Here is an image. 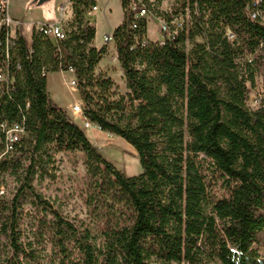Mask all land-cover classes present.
I'll return each instance as SVG.
<instances>
[{"label":"trees","instance_id":"16d2710c","mask_svg":"<svg viewBox=\"0 0 264 264\" xmlns=\"http://www.w3.org/2000/svg\"><path fill=\"white\" fill-rule=\"evenodd\" d=\"M162 1L144 0L168 23L185 6L197 14L173 38L151 41L146 18L121 0L111 37L126 92L117 98L113 80L94 74L106 50L92 45L93 0H72L63 40L36 27L27 38L20 25L6 49L0 29L10 78L0 124L24 127L0 157V190L8 176L16 183L10 198L0 192V264H264V105H247L256 74L264 78V25L249 18V0H183L165 15ZM68 67L84 118L126 141L140 173L107 160L50 98L47 74ZM3 140L0 126V153ZM60 153L83 158L84 218L63 214L33 185L54 178Z\"/></svg>","mask_w":264,"mask_h":264},{"label":"rangeland","instance_id":"374dc122","mask_svg":"<svg viewBox=\"0 0 264 264\" xmlns=\"http://www.w3.org/2000/svg\"><path fill=\"white\" fill-rule=\"evenodd\" d=\"M155 1V0H150ZM183 0H163L159 6L163 15L171 13L180 8ZM54 0H46L41 4L26 3V0H8V13L10 17L23 24L24 32L29 35L32 30L33 21L38 18L45 20L54 18ZM99 9L94 14L87 16L96 28L92 45L97 49L105 48L106 53L94 69L96 76H109L113 82L115 98L126 92L124 75L122 68L117 63L115 49L111 33L123 19L121 0H99ZM30 7V9H27ZM18 20V21H17ZM21 22H20V21ZM147 35L151 41L161 38L159 21L156 16H147ZM64 29L67 30L68 20L64 21ZM146 35V36H147ZM149 39V38H148ZM201 41L199 36H195L192 41L185 42L186 52L190 51L195 42ZM68 78L69 74H65ZM264 81L262 73H257L254 79V86L251 87L248 95L247 105L250 108H257L253 103V96L256 92L263 90ZM64 105L71 103L74 98L78 99L79 91L76 86H71L68 90L65 87ZM83 108L84 103H80ZM82 117L81 114L76 115ZM80 118H76L77 123L83 127ZM85 129V128H84ZM87 137L95 145L102 155L111 161L118 169L127 176L136 175L141 172L138 156L135 150L122 138L112 136L107 132L97 129L92 131L86 128ZM54 178L45 177L42 181L34 180L33 185L37 191L41 192L46 199L50 200L55 208L59 209L67 216H78L84 218L87 212L81 189L84 188L85 167L83 158L78 153H60L55 155V165L52 170ZM4 195L10 198L16 189V183L12 177H6L4 185L1 187ZM207 264H221L219 261H212Z\"/></svg>","mask_w":264,"mask_h":264},{"label":"built area","instance_id":"2783aa9c","mask_svg":"<svg viewBox=\"0 0 264 264\" xmlns=\"http://www.w3.org/2000/svg\"><path fill=\"white\" fill-rule=\"evenodd\" d=\"M72 0H66L65 3L59 4L55 7L56 12L59 15V20L57 22H41L36 25V29L39 31H42L46 36L50 37L53 40H63L66 37V31L64 29V21L69 20L66 19V8L67 6L71 7ZM128 8L130 11L135 12V18L139 17H147V16H153L150 11L147 9L144 0H129ZM248 8V15L249 18L261 25H264V0H249L247 4ZM98 0H93V4L85 11V17L90 16L94 14L96 11H98ZM197 14V9L194 6L193 12L189 9L188 6H185L184 11L177 17L173 18L169 23L165 21V19L158 18L159 21V29L161 31V36L166 34V37L173 38L174 35L177 32L178 28H182L183 25L189 26L190 24V18L191 15ZM21 24L19 22L14 21L9 13H8V0H0V29L2 27H5V30L7 31L6 35V41L5 46L6 49L10 48L12 46V37H14L16 29ZM132 27H135V24L132 25ZM227 37L229 40H232L234 38V34L227 32ZM160 40L162 39L159 38ZM148 39L143 38L142 44L145 45L147 43ZM258 49H264L263 43L259 44ZM7 55V51H6ZM6 67L0 63V92L8 86V83L10 81V78L7 74ZM64 74H69L70 77H65V82L71 87L76 86L77 81L74 75V69L72 67H68V69L61 71ZM264 79V78H263ZM253 103L255 106L260 107L264 105V88L263 90H260L255 93L253 96ZM72 112L75 115L82 114V108L79 104L74 103L72 105ZM84 118V116H83ZM83 128H90L92 125L91 122L83 119ZM1 129L4 132V151L0 153V157L4 152L9 151L12 148V145L14 142L18 141L20 136L24 133V127L22 124L19 123H7L2 122L0 124ZM2 191V188L0 190Z\"/></svg>","mask_w":264,"mask_h":264},{"label":"crops","instance_id":"0c3cea01","mask_svg":"<svg viewBox=\"0 0 264 264\" xmlns=\"http://www.w3.org/2000/svg\"><path fill=\"white\" fill-rule=\"evenodd\" d=\"M66 0H54V4H53V7H54V18L52 19H43L42 17L41 18H38L36 20L33 21V24H32V29L34 27H36L37 24L41 23V22H57L59 20V15L58 13L56 12L55 10V7L59 4H63L65 3ZM99 1V0H98ZM28 2H31V3H34V0H26V3ZM27 9H30V7H28ZM71 15H72V11H71V8L69 6H67L66 8V19H70L71 18ZM18 21V20H17ZM20 21V20H19ZM21 22V21H20ZM22 26L23 24L20 23ZM24 30V29H23ZM31 33H32V30H31ZM31 33L29 35H27L25 32H24V35L29 38L31 36ZM146 35H147V32H146ZM147 38L151 39L148 35H147ZM156 40V39H155ZM117 63H118V60L117 58L115 57ZM65 74L61 71H53V72H49L47 74V91H48V94L50 96V98L58 105L60 106L61 108H63L75 121H76V118H80V117H77L73 112H72V105L74 103H77L80 105V103H82V99H81V96L79 94V98L76 99L74 98L72 100L71 103H68L66 105H64V100L63 98L65 97V87L69 90L71 87L65 82ZM70 77V76H68ZM82 121H83V116L80 118ZM77 122V121H76ZM90 129L92 131H96L98 128L96 126H94L93 124L90 126Z\"/></svg>","mask_w":264,"mask_h":264},{"label":"water","instance_id":"95a60500","mask_svg":"<svg viewBox=\"0 0 264 264\" xmlns=\"http://www.w3.org/2000/svg\"><path fill=\"white\" fill-rule=\"evenodd\" d=\"M44 1H46V0H34V3H36V4H41V3H43Z\"/></svg>","mask_w":264,"mask_h":264}]
</instances>
